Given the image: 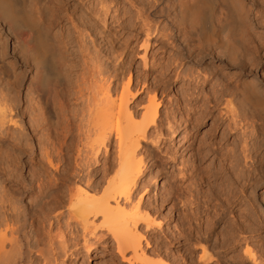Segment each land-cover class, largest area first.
<instances>
[{"label": "bare ground", "instance_id": "obj_1", "mask_svg": "<svg viewBox=\"0 0 264 264\" xmlns=\"http://www.w3.org/2000/svg\"><path fill=\"white\" fill-rule=\"evenodd\" d=\"M257 28L264 29V0H0V264H37L33 254L39 264H65L79 249L89 254L109 237L125 264H215L220 259L201 243L212 235L211 248L221 249L224 259L230 253L226 264H264V246L256 244L261 214L243 215L239 209L234 219L226 218L225 210L233 212L246 194L229 191L219 201L221 212L210 221L205 206L214 197L201 190L203 180L215 197L222 195L217 188L224 177L238 178L235 170L241 162L246 168L244 186L264 184V31ZM184 30L198 36L199 53L214 51L210 58L226 67L217 81L204 72L181 71L183 53L174 50L172 42ZM169 45L172 53L167 52ZM136 49L142 51L137 58L144 69L139 88L128 66ZM202 58L193 64H201ZM184 77L182 85L191 92L183 90L185 95L170 100V85ZM141 92L146 93L145 101H135ZM48 101L58 123L55 128H47ZM71 101L76 106L72 111ZM165 103L175 111L181 103L191 109L184 123L192 130L187 147L193 171L188 180L196 183L173 188L178 195L187 191L190 199L185 201L194 208L183 215L180 211L179 225L186 226L185 231L170 237L180 243L183 239L180 249L188 245L189 256L178 255V262L151 236L160 222L154 220L155 205L145 197L149 183L143 154L159 149L164 134L176 138L181 133L182 118L175 119L174 110L160 119ZM207 116L212 121L201 138L200 124ZM255 119L263 121L258 133ZM71 134L76 143L68 142ZM254 136L257 140L251 143ZM111 142L114 151L108 149ZM69 152L74 155L72 170L65 162ZM19 154L30 160L39 154L52 171L36 187L38 217L37 212L30 216L22 201L33 186L18 188ZM210 157L213 165L207 169L202 163ZM179 175L184 177L180 170ZM64 187L66 214L59 210L46 219L51 207H45L63 205ZM63 215L70 228L68 239L60 230ZM38 218L41 224L48 221L44 241L27 232ZM218 222L223 229L214 232ZM54 224L58 231L53 235Z\"/></svg>", "mask_w": 264, "mask_h": 264}, {"label": "rangeland", "instance_id": "obj_2", "mask_svg": "<svg viewBox=\"0 0 264 264\" xmlns=\"http://www.w3.org/2000/svg\"><path fill=\"white\" fill-rule=\"evenodd\" d=\"M69 4L70 3H68L67 6ZM63 23L64 22H62V24ZM57 28H56V30H58ZM257 30H259V31H257ZM104 31H106V29H104ZM184 31L182 33L177 34L175 40H173L174 42H172V45H174V47H173L174 50H178L179 52L183 53V54H180V57L183 60V61H181L182 62V65H181L182 66V70L181 71L184 72L186 70L185 71L186 73H189L190 71H192L194 73L195 72H201V73L204 72V74L206 73V75H209V77L212 78V82L217 81V79H218L217 76H219L220 73L227 72L226 67L224 66V64L221 61H214V60H212L210 58L211 54H213V53L215 54L214 51L211 50L210 52L209 51H207V52L204 51L205 53H199L200 52V49H199L200 45H199V41H198V36L194 35V36L191 37V36L187 35L186 31H185V33H186V35H185ZM256 31L260 32V33L261 32L263 33L264 29L257 28ZM187 36H188V38H187ZM180 37H182V38H180ZM185 38H186V40H185ZM106 47H107L106 45H104V44L102 45L101 44V49L106 50ZM170 48H171V46L169 45V49ZM166 49H167V52L171 51L170 53H172L171 49L169 50L168 47ZM134 51H136V53L132 52V54H130L131 56H129L130 59H128V61L130 63H128L129 64L128 66H129V68L131 69V71H132V73L134 75L133 83L135 84L136 81L137 82L139 81L138 84H137V88H139L141 86V83H142L141 82V78H142V73H143L144 69L142 68V66L140 64V61L137 58V54L141 53L142 51H140L138 49H136ZM159 51H161V50H159ZM193 53H194V55H192ZM186 54H188L187 57L185 56ZM189 55H190V57H189ZM132 56H134V57H132ZM202 56H203V58L201 60L202 61L201 64L194 65L193 62H196V60H199V57H202ZM216 57L219 60L223 59V57H222V59H220L221 58L220 55H218V56L216 55ZM134 66H135V68H134ZM211 66H212V68H211ZM213 67L216 68V70L214 69L213 72H212ZM136 71L138 72V74H136ZM215 71H217V72H215ZM231 71L234 72L235 70L233 71V69H231ZM261 72H262V69H261V71H259V73H261ZM217 73H219V74H217ZM137 75L140 78L137 77ZM147 79H148V82L150 81V79L152 80V78L151 77L149 78V76L147 77ZM186 80H187L186 77H184L183 79H180V81L177 82L176 85H174V84L170 85V87H169V89L167 91L168 94H170L169 95L170 100H173V98L177 97L179 94H181V92L183 93V90H185L184 93H186V91L188 93L191 92L189 90V88L187 90V87H186L185 84L182 85V83L184 81H186ZM28 81H29V78H28V80L25 81V84L23 86V90L25 89V86L28 84ZM134 84H133V87H134ZM148 85L151 86L150 84H148ZM176 86L177 87L179 86L178 88H179L180 91L178 90V88ZM145 94L146 93H143V92L139 93V95L141 97L138 95V98L135 99V101L139 100V98H140V100L142 98V102L145 101V98H146ZM181 95L183 96L185 94H181ZM181 95H180V97H181ZM132 100H134V99H132ZM135 101L132 102V105H134ZM47 103H48L47 104L48 106H46L47 107V116H48L47 119H49V120H47V122H48L47 123V125H48L47 128H49V127L50 128L58 127V126H56V124H58V123H56L57 120H56L54 112L52 110V106H51L49 101ZM72 104H73V101H71L70 104H69L70 111H72L71 109L75 106L74 104L73 105ZM185 104L181 103L180 106H178V109L176 111H175L176 107H174V105H173V107H174L173 108L170 104H166L165 103V105L163 104L160 107V119L161 120H164V112H166V111H167V113H169V111L174 110L175 111V116H176L175 119H177L179 116H181L182 120L180 121V128H179V130H181V133L176 138L175 137H170V135H168V134H164V140H163L164 142L162 144H160V148L159 149L155 148V150L153 152L148 151L149 152L148 153L146 151L147 153L145 152L143 154L144 155L143 158H144V162H145V166H146L145 167V170H146L145 172L146 173H145V177L144 178H146V180L149 183V187H148V191H147L148 193L145 195V197L147 198L148 201L150 200L149 202H151V203L153 202L152 204L155 205V206L153 205L154 208H155L154 211L156 210V214L154 215V220L156 222H160V229L153 230L151 236L154 235V238H156L157 243L161 244L159 246L162 248V250L163 249L165 250V248H166L167 250H165V251H167L171 256L174 255V258L177 260V262L179 261V256L181 254H183V256H185V257L189 256V252L186 249V248H188V245L184 244L183 248L180 249V245L185 243L183 241V239H181V243H180V242H178V239L173 240L170 237L172 235L173 236L177 235V237H178L179 231H181V230L185 231L184 229H185L186 226H182V225L180 226L179 225L180 220H181L179 218H181L180 216H182L183 213L186 214L189 211V209H190L189 207H191V209L194 208L193 205L192 206H188L187 205L188 202L186 203V201H185L187 199H190V197L188 196L189 193L187 191L186 192L188 194L185 191L184 192L182 191V194L178 195L177 192L175 191L176 188H173V187L177 186L176 184L182 185L183 188H186L189 184H192L194 182L193 180H195V179L188 180V177L190 175L189 173H192V171H193V169H192L193 168V166H192L193 164H192V158H191L192 156H190L191 155L190 154L191 151H190V148L187 147V145L190 142L189 138L191 136L192 130L190 131L191 128L188 126V122L184 123V120H188V118H189L188 114H191L190 106H188V104H186V105ZM74 109L75 108H73V110ZM27 119L28 118H25V122L27 121ZM211 121H212L211 120V116H207V117H205V119H203L201 121L202 124H200V128H199V137L202 138V137L206 136L205 135V131H206V129L209 128V125H210ZM254 121H255V123H254L255 130H256V133H258V132H260V126L263 124V121L261 119H255ZM72 122H74V120ZM173 126H177L176 123H174ZM73 127H74V124H73ZM74 129H75V127H74ZM72 136H73V134H71L69 136L68 142L73 141V143L74 142L76 143V141H74V140H76V135H74L75 137H73V139L71 138ZM34 138H35L34 140H37L39 138V136H38V138L34 136ZM43 139H41V140L45 141V139L44 140ZM256 140H257V137L254 136L249 141L251 143H254V142H256ZM113 146H114V142H111V144L109 143L108 144V149L109 148L112 149ZM111 149H109V150L112 151L113 149L112 150ZM114 150H115V148H114ZM71 153L72 152H69V153L65 154V160H66L65 162L67 163L66 165H67V169L68 170L69 169L70 170L74 169V161H73L74 160V155L71 154ZM260 155H261V153H260ZM100 158H101V162H102L104 157L100 156ZM211 160H212V158L210 157L205 162H203L202 165H204V167H208L207 169H212L213 163H211ZM242 164H243V162H241L239 164V166L235 170L236 176L239 175L237 179H235L233 177H230L229 179H228V177H226V178L224 177V179L222 181V184L220 185L219 188H217L219 190V192L221 191L220 193H223L222 195H220L222 197H220V196H218L219 198L215 197L213 195V193H212L213 189L209 188L205 184V182L203 180H201V186H202L201 190L202 191L205 190L206 192L205 191L204 192L209 197H214V198H211L210 200H208V204L209 205L207 204V206H205V207H207L206 213L205 214L202 213V214H204L205 217H207L209 219L210 218L212 219V217L215 215V213H220L221 209L224 206L222 207L221 206L222 203L219 202V201H220L221 198H224L225 195L229 194V191H231L232 189H234L233 190L234 192L236 191L235 194L237 196H239L241 194H244V195L246 194V196H245L246 199L245 200H242L241 203L235 204L233 212H231V208L229 209L230 212L228 210L227 211L225 210L226 218L227 219H234V218H232V216H234V213L237 212V210H239V209L241 210V213H243V215H248V216H252L253 214H254L253 216H256V214H255L256 211H257L256 213H260L261 214L260 216H262L263 218L261 219V222L259 224V226L261 228L258 227L257 232H256L258 234V236H259V237H257V241L258 242H256V244L258 246H264V215H263L264 214V184L259 182V183L256 184V186H255V184L252 185L251 187L250 186H244L243 177L245 175L246 171H244V170H246V168H245L244 165H243L244 167H242ZM43 165H44V163L42 161H40L39 154H36L34 156L33 160L32 159L30 160V158H28L25 154H19V159H18L17 166H16L17 167V172L19 171L18 174H19V177H20L19 178L20 181H19L18 188L21 190L22 189L21 187H23L24 184H31L33 186L32 189L27 194H25V196H23V199H22L24 204L27 206L28 213L30 214V216L31 215L35 216L36 213H34V212H37V215H36L37 217H38V215L41 216L40 212L38 213V211H37L39 209H35L34 208L35 207L34 201H35V198L37 196V188L36 187H37L38 182L40 183L43 178H44V180H47L46 179L47 177H46L45 173L51 171L47 167H44ZM64 165H65V163H64ZM44 168H46V171H44L45 170ZM202 168H203V166H202ZM203 169H205V168H203ZM179 170L182 171V174L184 175V177L179 175ZM261 172H264V164H263V167L261 168ZM238 173H241V174H238ZM240 175H241V178H240ZM100 177L101 176L99 175L97 177V179L100 178ZM181 177H182L183 180H181ZM40 178H42V179L40 180ZM220 181H221V179H218V181H216V182L218 183ZM22 182H25V183H23V185H22ZM197 182H199V181H197ZM179 183H181V184H179ZM194 183H196V180H195ZM194 186H195V184H194ZM18 188H15L16 192L19 191ZM64 188H65V190H64L65 193H64V196L62 198L63 199V205L61 207H58V209L55 208L53 205L52 206L49 205V207H45V208H50V207L52 208V210L50 208L49 209L50 211L49 210L47 211V213L48 212H50V213H48L45 216L46 219H48V218L50 219L52 217V215L55 212H58L59 210L64 211L63 213L66 214V208L65 207H67L69 202H68L67 189H66V187H64ZM169 189L171 190L172 193H174L176 195V197H175V195L173 196L171 192H170L171 195L169 193V196H168V190ZM211 190H212V192H211ZM154 191H157V193H159V195H158V196H160L159 200H158V196L154 195ZM184 193H186V195ZM201 200L203 201L202 198H201ZM216 200H217V202H216ZM183 201L186 204L181 206V204L184 203ZM18 202L19 201L17 200L16 203H18ZM218 202L220 204V205L218 204L220 207L216 204ZM202 203L203 202H200V206L202 207V209H205V207H203L204 203L203 204ZM252 207H253V209H252ZM240 210H239V212H240ZM180 211L182 213H180ZM179 213L182 214V215H180ZM231 213H233V214H231ZM246 213H248V214H246ZM63 216L64 217H62V219H61L62 225H61L60 230H61V233L64 234V237L66 239H68L69 238V230H70V228L65 226L64 221H65L66 217H65V215H63ZM205 217H204V219H205ZM211 219H210V221L213 220V219L212 220ZM95 220L98 222L99 219H95ZM38 221H39V218L37 219L36 225L34 224V226L27 228V232L29 234H34V233L39 234L43 238V241H44V240H46L45 230L48 227V221L45 220V223H43V224H41V220L39 222ZM210 221H208V222H210ZM141 227H142V225L140 226L139 229H141ZM51 228H52L53 235L57 234L58 230L56 229L57 227H55V224ZM220 229H223V223L222 222H218L216 224L214 232H218V230H220ZM79 234H78L79 238L78 237L77 238L80 241L81 237L79 236ZM203 237L206 238L207 236H204V234H203ZM209 238H210V239H208L209 241H205V239H202L201 243H203V244L206 243L205 245L208 246L209 251L212 253V255H215V258L220 259L222 264H226V262H227L226 258L229 257L230 253L227 254L228 257H226L224 259L222 256L223 255L225 256V254L224 253L219 254L221 249L211 248V244L214 241L215 236L212 235ZM193 242H194V240H193ZM164 246H165V248H164ZM178 250H180V251H178ZM198 252H200V251L197 250L196 253H198ZM225 252H228V251H225ZM195 256H196V254H195ZM32 259H34V263L39 264L41 262L40 258L38 256H36L35 254L32 255ZM65 260H66L65 264H125V263H122L119 260V258L117 257V255L115 253L114 243H113V241H112V239L110 237L107 238L103 242H98L95 245V248H94V250L91 253L86 254L84 252V250L79 249L78 255H76V256L75 255H73V256L70 255ZM220 260L218 261V263H215V264H220L221 263Z\"/></svg>", "mask_w": 264, "mask_h": 264}]
</instances>
